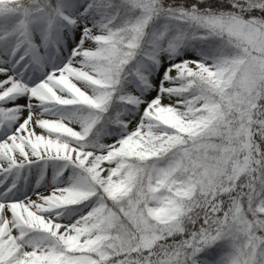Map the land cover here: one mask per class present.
Segmentation results:
<instances>
[{
    "label": "snow or ice",
    "instance_id": "6c2138e0",
    "mask_svg": "<svg viewBox=\"0 0 264 264\" xmlns=\"http://www.w3.org/2000/svg\"><path fill=\"white\" fill-rule=\"evenodd\" d=\"M0 264H264V0H0Z\"/></svg>",
    "mask_w": 264,
    "mask_h": 264
}]
</instances>
